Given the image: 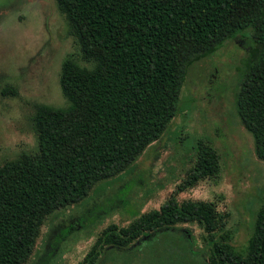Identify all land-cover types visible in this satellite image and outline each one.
I'll use <instances>...</instances> for the list:
<instances>
[{
  "label": "trees",
  "instance_id": "1",
  "mask_svg": "<svg viewBox=\"0 0 264 264\" xmlns=\"http://www.w3.org/2000/svg\"><path fill=\"white\" fill-rule=\"evenodd\" d=\"M54 2L86 65L70 55L62 59L58 85L66 106L36 105L31 119L35 151L0 164V264H24L50 214L78 203L97 182L133 163L176 114L188 66L247 28L250 39L233 105L255 156L264 160V0ZM218 169L216 151L198 144L164 202L125 225L109 224L80 264H94L111 248L138 247L153 235L161 234L155 238L170 246L172 239L161 231L181 223L200 229L198 254L178 232L179 249L194 257L191 264H264V191L248 235L238 245L226 228L227 213L214 202L176 199L198 181L215 177ZM183 257L177 264L185 263Z\"/></svg>",
  "mask_w": 264,
  "mask_h": 264
},
{
  "label": "rangeland",
  "instance_id": "2",
  "mask_svg": "<svg viewBox=\"0 0 264 264\" xmlns=\"http://www.w3.org/2000/svg\"><path fill=\"white\" fill-rule=\"evenodd\" d=\"M250 30L226 39L215 51L191 63L180 87L178 109L158 139L117 176L97 182L78 203L50 214L40 227L24 264H80L95 238L109 224L125 225L137 213L156 209L183 178L198 144L219 157L215 177L177 193L183 199L210 200L227 213L233 244L245 240L262 201L264 160L253 150L250 134L233 105L241 58ZM77 57V45L66 35L54 0H0V164L36 149L32 115L36 105L64 107L58 85L63 58ZM3 89H8L1 92ZM129 250L108 249L94 264H184L181 232L191 252L202 250L199 227L181 223ZM150 234H146L147 238ZM156 237V238H155ZM99 259V260H98Z\"/></svg>",
  "mask_w": 264,
  "mask_h": 264
}]
</instances>
